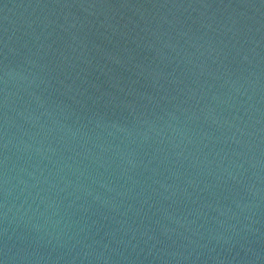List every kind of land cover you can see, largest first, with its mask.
Masks as SVG:
<instances>
[{"label": "water", "instance_id": "95a60500", "mask_svg": "<svg viewBox=\"0 0 264 264\" xmlns=\"http://www.w3.org/2000/svg\"><path fill=\"white\" fill-rule=\"evenodd\" d=\"M3 264H264V0H0Z\"/></svg>", "mask_w": 264, "mask_h": 264}, {"label": "clouds", "instance_id": "9594fccd", "mask_svg": "<svg viewBox=\"0 0 264 264\" xmlns=\"http://www.w3.org/2000/svg\"><path fill=\"white\" fill-rule=\"evenodd\" d=\"M0 264H3V262H2V261H0Z\"/></svg>", "mask_w": 264, "mask_h": 264}]
</instances>
